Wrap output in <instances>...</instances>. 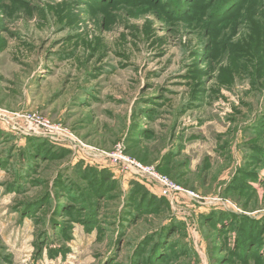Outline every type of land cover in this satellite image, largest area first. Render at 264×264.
Returning <instances> with one entry per match:
<instances>
[{
  "label": "rangeland",
  "instance_id": "rangeland-1",
  "mask_svg": "<svg viewBox=\"0 0 264 264\" xmlns=\"http://www.w3.org/2000/svg\"><path fill=\"white\" fill-rule=\"evenodd\" d=\"M0 264H264V0H0Z\"/></svg>",
  "mask_w": 264,
  "mask_h": 264
},
{
  "label": "built area",
  "instance_id": "built-area-1",
  "mask_svg": "<svg viewBox=\"0 0 264 264\" xmlns=\"http://www.w3.org/2000/svg\"><path fill=\"white\" fill-rule=\"evenodd\" d=\"M41 125L45 127V129L33 128L34 132H38V133L46 132L47 129L59 131V129H56L53 126H50L47 122ZM30 129L32 130L31 127ZM112 157L115 163L123 164V165L125 163L129 166H125V165L124 166L132 169L136 175L142 176L146 178L147 180H149L153 185H155V187L158 188V190L161 193V196L169 199L170 201L175 200L176 197H178L180 192L182 191V189L178 185H176L171 179H169L167 176L161 173H158L155 168L143 167L141 164L123 156L121 147H118V150L116 151V153H114Z\"/></svg>",
  "mask_w": 264,
  "mask_h": 264
},
{
  "label": "trees",
  "instance_id": "trees-1",
  "mask_svg": "<svg viewBox=\"0 0 264 264\" xmlns=\"http://www.w3.org/2000/svg\"><path fill=\"white\" fill-rule=\"evenodd\" d=\"M249 242H246V244H248ZM248 246V245H247Z\"/></svg>",
  "mask_w": 264,
  "mask_h": 264
}]
</instances>
